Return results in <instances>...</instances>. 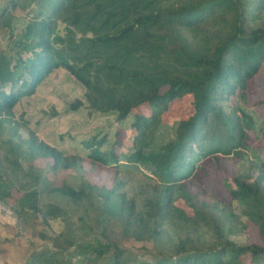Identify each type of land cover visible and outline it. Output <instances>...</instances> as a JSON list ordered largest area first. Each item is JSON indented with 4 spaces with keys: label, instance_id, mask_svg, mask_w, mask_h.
I'll return each instance as SVG.
<instances>
[{
    "label": "trees",
    "instance_id": "16d2710c",
    "mask_svg": "<svg viewBox=\"0 0 264 264\" xmlns=\"http://www.w3.org/2000/svg\"><path fill=\"white\" fill-rule=\"evenodd\" d=\"M16 9L32 13L11 49L0 54V120H8L17 102L50 72L64 69L84 88L89 111L114 115L118 123L106 148V133L83 141V158L29 139L28 146L50 159L53 170L83 168L88 161L93 169L83 168L85 173L112 174L110 187L85 180L86 190H53L75 201L95 193L104 220L117 219L136 240L168 243L170 253H159L148 264H264V156L247 172L237 171L229 201L204 183L212 171L226 173L228 157L242 158L250 144L253 119L230 100L255 92L264 64V0H6L0 30L13 32ZM187 96L192 113L178 120L172 137L159 142L155 132L166 124L162 114ZM82 104L77 101L71 109ZM144 106L148 115L134 112ZM129 115L134 136L125 156L118 150ZM121 160L148 168L158 179L141 204L120 191ZM3 182L0 175V202L8 204L12 194ZM40 191L17 189L18 210L45 220L60 216L51 206L41 210ZM234 201L244 221L232 213ZM249 224L261 244L230 239ZM59 239H50L54 249L33 251L26 264H75L57 257L59 251L66 254L74 246L81 257L89 250L73 240L60 249ZM95 245L96 255L108 249ZM111 264H122L117 249Z\"/></svg>",
    "mask_w": 264,
    "mask_h": 264
},
{
    "label": "rangeland",
    "instance_id": "374dc122",
    "mask_svg": "<svg viewBox=\"0 0 264 264\" xmlns=\"http://www.w3.org/2000/svg\"><path fill=\"white\" fill-rule=\"evenodd\" d=\"M5 1L0 0V9ZM31 13L30 9L14 11L13 32L10 34L6 28L0 30V54L11 49L16 34ZM27 56L24 54V57ZM254 88V94L245 97L235 94L230 100L232 105L239 106L253 119V132L249 135L248 148L244 149L240 159L233 155L228 157L226 173L212 171L204 181L207 190L223 201L230 200V192L234 190L233 177L237 171L242 174L247 172L251 164L260 163L264 156V64L255 79ZM84 92V88L67 71L56 69L36 85L31 95L24 96L17 102L8 120H0V175L3 184H6L3 188L11 190L12 194L7 200L8 204L0 202V264H26L33 251L54 249L55 245L51 244L50 239L57 235H60V249H65L72 240L85 249L89 246V250L81 257L74 246L66 254L64 250L59 251L57 257H65V261L75 264H111L115 249L120 252L122 264H148L159 253H170L168 243L154 244L150 240H136L124 232L117 219L108 217L104 220L95 193L88 195L86 199L75 201L53 190L63 186L78 190L83 187L85 180L110 187L112 174L109 171H102L96 176L85 173L84 169H93L88 161L83 163L84 169L77 165L66 170H53L50 159L42 157L37 150L28 146L29 139L32 138L66 156L79 155L83 158L81 143L106 133L110 137L103 146L106 148L112 141L118 123L114 115L90 112L84 101ZM77 101H82V106L72 110V105ZM134 112L148 115L150 111L144 106ZM191 113L190 97L172 102L161 117L166 124H161L155 132L162 139L159 142L172 137L173 127L178 120L187 118ZM132 120L129 115L122 124V146L118 150L120 155L128 156L132 152L134 133L129 128ZM119 163L122 166L118 168V176L123 182L120 191L141 204L152 187L157 185L158 179L140 164L125 166L124 160ZM17 189L41 190L38 206L43 211L49 206L57 208L60 216L45 220L41 214H33L30 210L20 212L14 200ZM176 205L185 208L180 200L176 201ZM231 211L236 218L244 221L237 202L232 203ZM229 237L238 245L247 241L261 244L257 229L252 224L247 226L244 233ZM96 243L108 245V249L101 255H96L93 253ZM47 264L57 262L48 260Z\"/></svg>",
    "mask_w": 264,
    "mask_h": 264
}]
</instances>
